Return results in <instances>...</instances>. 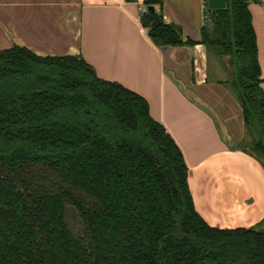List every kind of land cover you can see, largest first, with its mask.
<instances>
[{
    "label": "trees",
    "instance_id": "trees-1",
    "mask_svg": "<svg viewBox=\"0 0 264 264\" xmlns=\"http://www.w3.org/2000/svg\"><path fill=\"white\" fill-rule=\"evenodd\" d=\"M225 1L205 0L198 41L163 21V0H143L140 23L155 45L203 44L228 70L250 152L264 159L250 0ZM261 226L203 219L182 152L144 97L81 55L0 49V264H264Z\"/></svg>",
    "mask_w": 264,
    "mask_h": 264
},
{
    "label": "crops",
    "instance_id": "crops-1",
    "mask_svg": "<svg viewBox=\"0 0 264 264\" xmlns=\"http://www.w3.org/2000/svg\"><path fill=\"white\" fill-rule=\"evenodd\" d=\"M263 2L250 0L248 9L264 93ZM142 8L143 0H0V49L18 45L40 56L81 55L100 78L144 97L151 117L182 152L203 219L221 228L259 222L264 228V163L237 145L245 127L226 90L228 70L203 44L155 45L140 23ZM153 9L181 29L183 40H199L205 0H163ZM210 84L229 101L211 104L200 89ZM224 108L233 115L229 122L218 112Z\"/></svg>",
    "mask_w": 264,
    "mask_h": 264
},
{
    "label": "rangeland",
    "instance_id": "rangeland-1",
    "mask_svg": "<svg viewBox=\"0 0 264 264\" xmlns=\"http://www.w3.org/2000/svg\"><path fill=\"white\" fill-rule=\"evenodd\" d=\"M212 66H213V60L211 58L210 67L212 68ZM229 77H230L229 74L224 76V78L228 79V80L230 79ZM210 78H211L210 79L211 82H213V80L215 79L213 74L210 75ZM212 86H213V84H210V85L203 86L200 88L202 90V94L208 96V98H209L208 100H209V102H211V104L217 103V101H220V100H221V102H223V101L227 102V100L229 101V99L224 95L221 98H219V94H220L219 91L220 90L214 89ZM226 90L231 93V95L234 97L235 100H237L229 84L227 85ZM221 110H222L221 112H220V110L218 112L221 113V116L224 118L225 121L229 122L230 118L233 116L231 113V110L228 108H224ZM237 141H235V144L237 142L238 147H243V148L247 149L248 151H250V149L248 147L249 141H250V136L247 134L245 129H243L242 133H239ZM261 160L264 163V159H261ZM263 225H264V223H263Z\"/></svg>",
    "mask_w": 264,
    "mask_h": 264
},
{
    "label": "water",
    "instance_id": "water-1",
    "mask_svg": "<svg viewBox=\"0 0 264 264\" xmlns=\"http://www.w3.org/2000/svg\"><path fill=\"white\" fill-rule=\"evenodd\" d=\"M226 1L225 0H207V7L210 10H216V9H223L225 8ZM152 7H148V9H151Z\"/></svg>",
    "mask_w": 264,
    "mask_h": 264
},
{
    "label": "built area",
    "instance_id": "built-area-1",
    "mask_svg": "<svg viewBox=\"0 0 264 264\" xmlns=\"http://www.w3.org/2000/svg\"><path fill=\"white\" fill-rule=\"evenodd\" d=\"M261 8H262V11L264 12V2L262 3ZM145 10H146V8H142L140 15H142L145 12Z\"/></svg>",
    "mask_w": 264,
    "mask_h": 264
}]
</instances>
